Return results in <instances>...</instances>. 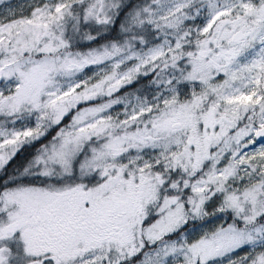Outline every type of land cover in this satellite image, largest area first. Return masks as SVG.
I'll return each instance as SVG.
<instances>
[{
  "label": "snow or ice",
  "instance_id": "6c2138e0",
  "mask_svg": "<svg viewBox=\"0 0 264 264\" xmlns=\"http://www.w3.org/2000/svg\"><path fill=\"white\" fill-rule=\"evenodd\" d=\"M0 9V264H264V0Z\"/></svg>",
  "mask_w": 264,
  "mask_h": 264
},
{
  "label": "rangeland",
  "instance_id": "374dc122",
  "mask_svg": "<svg viewBox=\"0 0 264 264\" xmlns=\"http://www.w3.org/2000/svg\"><path fill=\"white\" fill-rule=\"evenodd\" d=\"M7 2L13 7H18V6H22L25 0H7ZM2 10L3 9H0V11Z\"/></svg>",
  "mask_w": 264,
  "mask_h": 264
}]
</instances>
